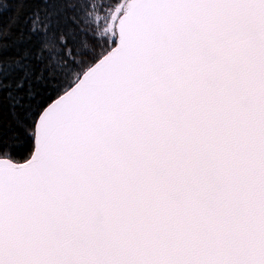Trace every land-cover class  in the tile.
I'll use <instances>...</instances> for the list:
<instances>
[{
  "label": "snow or ice",
  "instance_id": "obj_1",
  "mask_svg": "<svg viewBox=\"0 0 264 264\" xmlns=\"http://www.w3.org/2000/svg\"><path fill=\"white\" fill-rule=\"evenodd\" d=\"M0 264H264V0H0Z\"/></svg>",
  "mask_w": 264,
  "mask_h": 264
}]
</instances>
